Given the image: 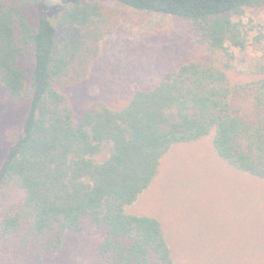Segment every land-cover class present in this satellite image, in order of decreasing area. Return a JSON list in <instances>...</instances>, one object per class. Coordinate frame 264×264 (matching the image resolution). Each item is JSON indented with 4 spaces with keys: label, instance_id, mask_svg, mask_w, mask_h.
<instances>
[{
    "label": "trees",
    "instance_id": "16d2710c",
    "mask_svg": "<svg viewBox=\"0 0 264 264\" xmlns=\"http://www.w3.org/2000/svg\"><path fill=\"white\" fill-rule=\"evenodd\" d=\"M0 0V264H46L69 234L91 264H175L162 224L128 214L177 145L211 138L231 167L264 180V0ZM113 6V8H111ZM171 16L189 60L121 108L77 111L102 42L128 19Z\"/></svg>",
    "mask_w": 264,
    "mask_h": 264
},
{
    "label": "rangeland",
    "instance_id": "374dc122",
    "mask_svg": "<svg viewBox=\"0 0 264 264\" xmlns=\"http://www.w3.org/2000/svg\"><path fill=\"white\" fill-rule=\"evenodd\" d=\"M41 9L58 25L67 7L45 0ZM187 40L183 24L171 16L123 21L102 42L86 82L71 91L76 110L123 107L134 92L155 86L189 60ZM10 112L0 91L1 155ZM127 212L162 224L175 264H264V180L231 167L210 137L173 147L152 185ZM92 252L88 236L69 234L65 249L46 264H91Z\"/></svg>",
    "mask_w": 264,
    "mask_h": 264
}]
</instances>
